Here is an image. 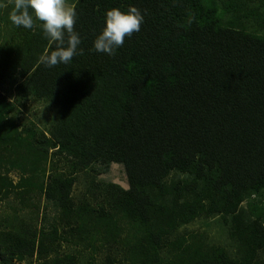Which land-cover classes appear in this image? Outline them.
Listing matches in <instances>:
<instances>
[{"label":"trees","instance_id":"obj_1","mask_svg":"<svg viewBox=\"0 0 264 264\" xmlns=\"http://www.w3.org/2000/svg\"><path fill=\"white\" fill-rule=\"evenodd\" d=\"M65 3L82 54L47 67L40 57L57 43L35 16L32 29L14 25V0H0V86L57 110L41 139L19 129L17 103L0 91V207L14 194L32 209L3 227L0 209V264H83L64 243L110 250L105 264H264V0ZM130 6L144 14L141 30L114 56L96 52L107 10ZM52 156L76 171L120 163L128 188L94 178L91 198L75 203V176L48 168ZM216 215L233 253L195 233L171 239Z\"/></svg>","mask_w":264,"mask_h":264},{"label":"rangeland","instance_id":"obj_2","mask_svg":"<svg viewBox=\"0 0 264 264\" xmlns=\"http://www.w3.org/2000/svg\"><path fill=\"white\" fill-rule=\"evenodd\" d=\"M66 6L70 8L69 3H66ZM2 28L5 29L4 23L2 24ZM4 29H0V32L2 31L3 35L4 32H7ZM2 40L3 38H0V44ZM0 91L2 94H7L8 101L17 103L18 111L16 113V117L19 129H28V133H31V130H34L36 132V136L41 139L42 134L40 132H43L45 136H50L48 129L51 127V123L57 115L56 108L37 99H30L20 102L21 99L17 95L14 86L12 85H4L2 87L0 86ZM59 159L60 160H58V156H52L51 166H48V168H51L53 164L55 166L53 168L57 167L58 172L65 170L67 172L71 171V173H73L76 180L72 191V196L75 203H80L84 199L88 200L91 198L88 185L90 180L94 178L96 180L101 179L106 182H114L120 184L124 188H128L127 176L122 164L120 163L112 162L108 170L103 172H101L103 169H100L98 165H96L95 169L92 170L76 171V169H72L70 166L71 164L67 162V160H64L63 157H60ZM173 176H176V174ZM12 178L14 180L18 179L17 172L12 173ZM15 197L16 196L14 194H10L9 197H7L5 200H2L1 202V213L5 215L4 220L2 219L1 222L2 227L6 225L5 220L8 215L13 214L14 212H19L25 215V217H28V212L32 211L30 208H25L21 204V201ZM254 200H256L255 196L246 199L243 202V207H249L251 202ZM40 205L43 207L44 203L42 205L41 202ZM259 206L260 210L264 213V199L261 200ZM47 211L49 216L57 215V211L52 206H49ZM60 228H63L62 224H60ZM190 233H195L200 239H202V241L210 245L217 244L224 246L231 253H233L235 250V243L229 235L228 227L220 216L216 215L213 217H200L193 222L180 227L179 230L171 236V239H175L181 234L189 235ZM61 251L76 253L80 257V261L83 264L92 260L93 257L97 264H105L107 255L113 254V252H110L108 249H103L98 253H94L91 249H86L83 246L70 245L67 243L63 244ZM117 255L120 256L119 250ZM24 264H38V261L36 260V257H33L27 259Z\"/></svg>","mask_w":264,"mask_h":264},{"label":"clouds","instance_id":"obj_3","mask_svg":"<svg viewBox=\"0 0 264 264\" xmlns=\"http://www.w3.org/2000/svg\"><path fill=\"white\" fill-rule=\"evenodd\" d=\"M42 22L45 37L57 43V48L50 54L45 52L40 62L47 67L68 64L73 57L82 54L78 51L81 38L75 31L77 12L66 6L65 0H14V8L9 19L17 27L32 29L34 19ZM144 14L136 6L127 10L113 7L107 10L102 31L93 42L96 52L114 56L116 50L124 45L125 38L141 30ZM68 35L67 45L64 38Z\"/></svg>","mask_w":264,"mask_h":264}]
</instances>
